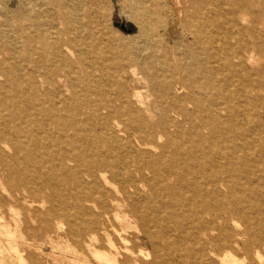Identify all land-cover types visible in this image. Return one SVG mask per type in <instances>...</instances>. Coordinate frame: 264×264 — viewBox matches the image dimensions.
I'll return each instance as SVG.
<instances>
[{"label":"bare ground","instance_id":"6f19581e","mask_svg":"<svg viewBox=\"0 0 264 264\" xmlns=\"http://www.w3.org/2000/svg\"><path fill=\"white\" fill-rule=\"evenodd\" d=\"M100 1L0 23V264H42L23 222L73 264H264V0H170L177 46L161 1L133 43Z\"/></svg>","mask_w":264,"mask_h":264},{"label":"rangeland","instance_id":"374dc122","mask_svg":"<svg viewBox=\"0 0 264 264\" xmlns=\"http://www.w3.org/2000/svg\"><path fill=\"white\" fill-rule=\"evenodd\" d=\"M7 1L10 2V3L8 4ZM18 1H19L20 4L18 3ZM98 1H100V0H98ZM148 1H152V2H150L152 4V3H154L155 0H148ZM159 1H161V3H162L161 10L163 9V11H164V13H163L164 15L163 16H164V20H165L164 23L165 24L163 23L162 25L152 26V28H154V29L150 28V29H148V32H150V30L152 29V30H154V32H155L157 37H160V38L165 40L166 44L168 43V45H170V46L171 45L172 46H177L180 43V37H181V35H182L183 31H184L183 25L180 24L178 22V20L176 19L177 10H175V8L172 5V3L170 2V0H159ZM168 2H169L170 5L168 4ZM99 3H100V7H102V8L99 7V9L102 11L101 12L99 10V12L101 13V14L99 13L100 14V16H99V25H100L101 28H103L102 30L106 31L109 34L118 35L121 38L123 37L126 42H130V43H133V42L141 39L140 36H139V25H138L136 19L131 15V12H130V10L128 8V0H102ZM17 4H18L19 7L17 6ZM29 4H30V0H24V1L23 0H21V1L20 0H5V1L0 0V23L3 25L2 29H7L8 28L7 26H5V24H3L5 18L12 17L18 11V9L21 8V7L22 8L23 7L24 8H28ZM107 6H109V7H107ZM172 6H173L174 9L172 8ZM105 7H107V8H105ZM147 8L150 11H153V12L156 11L155 7H153V6H147ZM156 8L159 9L157 6H156ZM168 8L171 9V10H169ZM12 9H13V11H12ZM6 10H8V11H6ZM105 10L106 11L109 10V12H106ZM117 23L125 24L127 28L131 27L132 31L129 32V31L123 30L119 25H117ZM149 26H151V25H149ZM11 36H14L13 33L10 34V36L8 34L7 38L10 37V39H12ZM189 37H190L189 39H191L190 33H189ZM191 43L189 45H191ZM22 210L21 209L18 210V211H21L20 213H22V214H19V218H21V220L24 221L25 217L27 215L25 213V209L22 208ZM11 216H14V215H12L11 213L7 214V218L9 219V222H10V224L12 226L11 228H14L13 222H15V221H14V219L12 220V218H14V217H11ZM9 217H11V218H9ZM10 219L12 221H10ZM28 224L29 223H24V222L22 223L23 231L26 232L25 236L26 237L28 236V238L31 239L32 241L33 240L36 241V245L40 246V247L42 246L41 248L43 250H45V253H42L43 255H40V257H41L40 260L42 259L41 260L42 264H69V263H72L71 262L72 258H75V257L83 258V255L76 256L74 253L71 254L70 252L69 253L68 252H66V253L61 252L62 253L61 254L60 253L61 250H59L58 248H55L53 245L50 244V241H49L48 237H45V235H43L41 233H38V232H35L36 234L38 233L35 236V233L32 230H29V227L31 225H28ZM61 225H62V228L66 226L62 230L68 228L67 227L68 226V222L65 221V220H63V223ZM31 233H34L33 234L34 236ZM54 235H56V234H54ZM56 239L58 241L59 238L57 237ZM70 242L73 243L72 241H70ZM62 243L63 242L61 241V244ZM261 250H262V253L264 254V247ZM85 254L88 255L87 258L89 260H92V256H90L87 253H85ZM241 254H242V252H241ZM57 255L60 256L59 257V262H58V258H57L58 256ZM62 258H63V260H62ZM55 259H57V260H55ZM68 259H70V260H68Z\"/></svg>","mask_w":264,"mask_h":264},{"label":"water","instance_id":"95a60500","mask_svg":"<svg viewBox=\"0 0 264 264\" xmlns=\"http://www.w3.org/2000/svg\"><path fill=\"white\" fill-rule=\"evenodd\" d=\"M117 25H119L125 31H129V32L132 31V28L131 27L130 28H127L125 24H119V23H117Z\"/></svg>","mask_w":264,"mask_h":264}]
</instances>
